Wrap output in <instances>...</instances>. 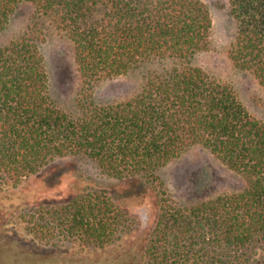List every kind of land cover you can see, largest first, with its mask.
Segmentation results:
<instances>
[{
	"label": "trees",
	"instance_id": "16d2710c",
	"mask_svg": "<svg viewBox=\"0 0 264 264\" xmlns=\"http://www.w3.org/2000/svg\"><path fill=\"white\" fill-rule=\"evenodd\" d=\"M227 1L235 29L227 57L264 91V0ZM24 4L35 10L31 23L0 46L1 189L77 158L118 184L82 181L77 192L20 218L34 224L41 246L7 240L2 233L13 223L0 227V264H140V256L149 264L264 263V121L231 84L195 64L211 50L209 7L202 0H0V34ZM50 33L73 48L80 80L73 110L52 96L43 52ZM133 75L132 94L96 100L97 84ZM194 148L240 186L174 203L158 173ZM148 205L157 211L152 229L140 238L127 233L130 214ZM54 229L88 255L43 244L57 238Z\"/></svg>",
	"mask_w": 264,
	"mask_h": 264
},
{
	"label": "rangeland",
	"instance_id": "374dc122",
	"mask_svg": "<svg viewBox=\"0 0 264 264\" xmlns=\"http://www.w3.org/2000/svg\"><path fill=\"white\" fill-rule=\"evenodd\" d=\"M202 1L209 7L213 19L211 50L199 55L195 59V64L203 68L213 78L231 84L238 91L242 102L250 113L264 121V91L250 74L235 69L227 57V49L235 32L228 1ZM34 11V8L29 4L21 6L7 29L0 34V46L15 38L31 23ZM43 52L50 75L53 98L59 107L73 110L80 88V80L73 59L72 45L67 40L50 33ZM138 78L139 75H133L99 83L93 89L94 96L99 102H111L129 96L137 88ZM158 176L166 183L170 199L182 206L188 204L197 195L229 191L240 186L236 176L214 156L201 148L189 150L182 157L160 170ZM82 181L88 185H98L103 188H113L118 184L102 174L93 163L78 158L57 160L45 168L39 176L25 180L17 188H14L11 183L10 186L1 189L2 181L0 179V227L3 229L9 223L14 224L2 234L7 240L13 242L22 243L29 240L35 241L41 246L42 241L31 231V226L34 224L29 225L19 219L25 217L30 220V216L38 209L37 205L66 196L70 192H77L84 186ZM36 216L38 214L34 215V217ZM155 217H157V211L153 205L134 210L130 214L126 232L131 231L133 235L140 238L152 229ZM54 234L57 238L45 239L43 244L49 241L47 247L54 250L77 247L71 252L73 257L84 258L88 255L84 254L82 249L84 247L80 243H76L74 239L63 238L57 233V230ZM27 245L32 247L31 244L27 243ZM129 247H131L130 244L124 241V249ZM65 258L58 255L56 259L63 262ZM95 259L98 258L90 257L89 260L94 261ZM137 260L140 264H149L141 256ZM110 262H112L111 264L133 263L129 259Z\"/></svg>",
	"mask_w": 264,
	"mask_h": 264
}]
</instances>
